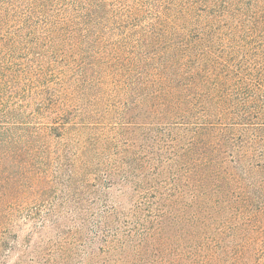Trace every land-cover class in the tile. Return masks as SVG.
I'll return each mask as SVG.
<instances>
[{
	"label": "trees",
	"instance_id": "trees-1",
	"mask_svg": "<svg viewBox=\"0 0 264 264\" xmlns=\"http://www.w3.org/2000/svg\"><path fill=\"white\" fill-rule=\"evenodd\" d=\"M221 6L186 15L211 28ZM115 11L110 0H0V261L21 215L40 241L17 264H125L135 236L206 228L261 198L264 163L241 126L258 86L226 58L222 35L195 19L152 25L132 45ZM46 44L50 61L38 52ZM55 57L66 60L59 74ZM115 107L118 120L137 111L124 132L94 131ZM243 229L253 264H264V227Z\"/></svg>",
	"mask_w": 264,
	"mask_h": 264
},
{
	"label": "rangeland",
	"instance_id": "rangeland-1",
	"mask_svg": "<svg viewBox=\"0 0 264 264\" xmlns=\"http://www.w3.org/2000/svg\"><path fill=\"white\" fill-rule=\"evenodd\" d=\"M232 1L235 4L232 5ZM238 1L218 0L211 3V0H110L116 5L117 22L122 20L127 22L125 24L122 22L118 34L122 36L127 31L131 37L132 45L136 44L141 34L146 37V29L152 25L160 26L168 23L174 26H185L187 22H195L196 19L198 25L195 26L201 30L203 28L201 26L205 25V20L191 16L188 18L186 12L189 10L199 14L206 10L214 11L213 6L218 10L222 8L221 4L225 6L223 10L228 8L224 16L217 17V21L211 28L208 25L205 27L209 28V31L212 29L215 35H222V42L226 47L223 50L226 58L231 63L243 62L245 77L250 82L254 81L258 86L255 104L250 103L251 97L247 92L244 96L247 100L244 111L249 115L247 116L248 119L244 121L247 123H243L241 126L246 130L243 135L258 142L256 148L260 155L257 160L262 164L264 163V0H244V2L237 3ZM238 11L240 12L238 13ZM56 47L62 48L66 52L69 50L68 45L62 46V44L54 45L51 50ZM50 48V44H46L44 48L38 50L43 55H47L44 60H52L50 57L53 53ZM130 50H132L131 47ZM29 57L35 58L34 54H29ZM41 58L42 55L37 57V59ZM55 58L58 61H53V69L59 74L67 69L66 60H63L62 57ZM79 83L84 84L83 81ZM96 88L91 92L92 94H95ZM90 98H86L85 102L89 101ZM120 102L121 100H118L114 103L120 106ZM86 105L88 110L93 108L90 102ZM77 107H81L79 101ZM118 110L116 107L113 109V114L107 120L108 122H104L102 119H94L91 127L94 128V131H100L104 127L108 135H113L115 130L123 133L124 127L121 124L123 117L125 120H127V116L133 118L137 111L133 110L131 115L126 116H123L122 111V116L118 120L116 118ZM97 111L95 112L96 118L100 114ZM130 125L132 135L134 134L136 138L139 137V141H144L145 139L142 138L145 128L138 130L133 124L125 127ZM255 175V179L252 178L253 175L251 177L244 176V194L247 193L246 191L251 192L249 190L256 188L254 183H261L259 181L262 178L260 174L257 175L256 173ZM258 189L261 192L259 194L261 198L256 197L252 208L245 209L243 206H239V211H233L234 214H217L205 222L206 228L180 229L176 232L151 234V236H146V243L144 244L143 242L138 243L141 236H135L125 264H253L252 249L246 248V242L250 237L247 230L243 228L247 222L258 229L264 227V209L260 202L264 197V184ZM241 191H239L240 194ZM37 226L35 219L25 218L24 215L15 218L10 230L16 239L11 240V244L4 251L5 256L1 259L0 264H17L19 257L26 255L40 241V231H38L39 227ZM47 228L53 229L50 228V224L47 225Z\"/></svg>",
	"mask_w": 264,
	"mask_h": 264
}]
</instances>
